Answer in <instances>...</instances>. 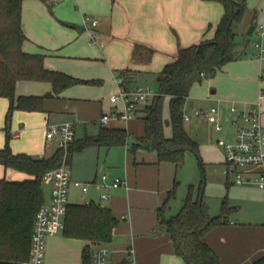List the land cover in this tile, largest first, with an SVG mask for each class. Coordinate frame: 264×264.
<instances>
[{
	"label": "crops",
	"instance_id": "1",
	"mask_svg": "<svg viewBox=\"0 0 264 264\" xmlns=\"http://www.w3.org/2000/svg\"><path fill=\"white\" fill-rule=\"evenodd\" d=\"M223 13V5L214 0H24L22 24L26 39L23 50L27 53L44 54L46 68L77 78L80 76L72 71L73 68L64 67L60 63L63 57H101V60L109 64L111 74L114 77L125 78L128 85L134 86L137 81H148L151 77L158 83L159 73L164 66L176 60L184 47L213 37ZM88 14L94 15L99 20L97 26L89 24L90 31L82 23L84 16ZM252 24L256 26L255 22ZM93 33H95L94 38ZM93 39L95 43L100 42L102 48L95 43L90 44ZM263 66L261 65L260 76ZM122 72L124 75L121 74ZM81 79L89 80L85 77ZM109 79L113 89L115 84L117 89V83ZM20 82H24L23 85L25 82L32 83L34 87H27V90H19L17 87V96H40L52 89L49 82L25 80L19 81L17 86ZM195 85L196 83L192 89ZM76 88L82 87L66 89L57 98L45 99L44 111L25 110L29 113H18V115L13 112L10 144L15 153L47 158L57 150L58 146L55 142L56 149L47 151L45 135L46 126L50 124L51 114L54 113L56 124L65 121L75 124V141L86 136H95L103 127L125 128L128 134L135 135L136 141L144 134V121L141 120L138 123L135 119L141 118V110L136 117L128 121L112 119L104 124L99 118L107 111L100 100L81 95L78 92L82 89ZM216 91L212 89L211 94H215ZM207 98L210 102L217 103L212 106L218 107L221 121L225 118L222 108H229L232 124L234 114L231 112V105L232 102L236 104L237 102L228 97L209 96ZM263 100L264 97L261 99V121L264 125ZM111 102L114 106L109 109V114L118 109L117 104H121L112 100ZM7 107V100L0 97L1 118ZM200 110L203 112L196 114L195 110L193 115H202L208 121L206 112L209 108ZM15 119H19L21 124L19 130L13 132ZM92 121L98 124L89 125ZM79 124L80 127H78ZM167 130L165 128V135L169 137ZM38 132L41 134L38 135ZM234 135L232 126L227 139L232 140ZM3 144L0 138V148L4 147ZM130 144L132 143L128 142L127 145L112 147L90 145L76 151L70 164L69 186L73 185L80 190L83 202L79 204L94 202L106 206L118 219L112 240L105 245L109 249V264H117L123 260H127L128 264H186L175 253L170 235L158 225V210L177 180L175 170L179 165L159 161L154 151L138 150L133 153L129 149ZM223 163L226 167V162ZM104 173L108 175L109 180L120 177L126 181V184L118 188H102L99 183ZM0 178L23 181L31 179L32 176L15 169L5 168L0 164ZM77 182L87 184V191L77 185ZM229 182L230 177L227 176L228 186H230ZM233 183H235L234 180ZM251 183L238 184L244 201L252 204L250 213L248 215L245 213L241 203L228 206L231 210L226 222L212 228L204 236V240L218 254L222 264H253L256 259L264 256V218L261 216L264 212L262 210L264 189L253 188L250 186ZM42 190L45 203H49L52 183L49 181L48 184V181L43 178ZM103 192L109 193L110 197L103 199L101 197ZM62 234L63 232L47 236L46 264H65L57 263L56 260L59 257L55 253L58 251L54 252L52 249L61 242ZM81 241L84 243L83 248L73 245L68 249L72 261L77 260L76 264H85L86 242Z\"/></svg>",
	"mask_w": 264,
	"mask_h": 264
},
{
	"label": "trees",
	"instance_id": "2",
	"mask_svg": "<svg viewBox=\"0 0 264 264\" xmlns=\"http://www.w3.org/2000/svg\"><path fill=\"white\" fill-rule=\"evenodd\" d=\"M224 7V13L213 37L184 47L180 56L167 63L158 76V95L144 106L141 119L144 134L130 144L133 153L138 150L154 151L159 161L180 165L187 151L200 158L199 143L186 129L184 106L193 85L204 78H211L228 62L236 57L237 33L234 22L241 21L248 7L247 0H214ZM24 0H0V97L9 99L6 115V143L0 148V164L32 176L23 181L0 178V264H21L29 260L31 233L35 216L45 204L42 190L44 175L58 168L64 161L70 165L76 151L90 145L108 147L128 144V132L122 127H103L95 136H86L73 141L65 152L57 150L50 157H33L26 153H15L11 147L10 133L13 112L16 109L44 111L47 98H57L67 88L79 83H98L45 66V55L27 53L23 50L26 39L22 24ZM124 75V72L121 73ZM125 79V78H124ZM49 82L51 91L44 95H16L19 81ZM126 81V80H125ZM165 100L169 101L170 118L164 119ZM172 129L171 136L165 135V124ZM178 181L169 191L164 204L158 210V225L170 235L175 253L186 264H222L218 254L204 240L212 228L226 222L231 208L223 201L222 211L212 215L204 200L205 182L200 195L189 194L181 210L166 217L165 211L175 197ZM118 219L110 208L98 203H72L68 206L63 234L86 242L85 264L90 262V251L94 245H106L112 240ZM117 264H128L123 260ZM253 264H264V256Z\"/></svg>",
	"mask_w": 264,
	"mask_h": 264
},
{
	"label": "rangeland",
	"instance_id": "3",
	"mask_svg": "<svg viewBox=\"0 0 264 264\" xmlns=\"http://www.w3.org/2000/svg\"><path fill=\"white\" fill-rule=\"evenodd\" d=\"M248 7L245 11L244 17L241 21L234 22L233 29L237 33V47L236 57L234 60L228 62L222 69H220L214 77L204 78L201 82H197L195 87L191 90L189 97L186 99L184 112L191 115L190 120L185 122L186 129L190 136L199 143L200 158L192 151H187L184 156L183 162L175 170V175L178 180L175 197L170 201V205L167 209L166 216L178 213L185 203V200L192 194L193 198H198L200 195V187L202 182H205L204 188V200L209 208V211L213 215L220 214L222 211L223 201L226 200L228 206H235L241 203L243 210L248 215L251 210L252 204L244 201L243 193L239 190L238 184L233 183V176L230 175V182L227 185L226 167L224 166L225 156L221 146L218 144L219 138H229L230 131L232 130L231 114L229 108L223 107L224 117L222 123L224 124V130L218 133L214 130V126L210 124L202 115H193L195 110L208 109L212 105H217L216 102H210L207 97L212 96L215 98H226L237 102V106L240 108L246 107L249 102H254L259 98V90L264 87V74L260 76L261 65L260 61L253 58L255 48L253 42L257 39V28L260 25H264V0H247ZM89 16L97 19L92 14ZM98 20V19H97ZM255 22L256 29L249 33L252 23ZM83 23V22H82ZM99 23V20H98ZM89 44V42H88ZM96 46L102 48L101 43L96 42ZM75 57L66 58L60 60V63L64 67H71L80 78H89V80H98V83H79L75 84L67 89L73 87H82L76 89H82L81 95L91 96L92 98H98L103 104L107 113L110 108H113L114 103L111 102L110 97L116 89H113V85L110 82L116 83L115 80L118 76L114 77L111 74L109 64L101 60V57ZM105 58V57H104ZM264 72V70H262ZM110 75V76H109ZM153 76V75H152ZM99 80V81H100ZM20 82L17 86L19 90H27V87H34L31 84H25ZM30 83V82H29ZM39 83V82H34ZM136 84L148 85L155 91L159 90V85L156 79H149L148 81L139 80ZM34 85V84H33ZM36 85V84H35ZM37 86H35L36 88ZM40 87V86H39ZM217 90L215 94H211V90ZM97 96V97H96ZM8 102V107L4 110L2 118L0 117V138L6 143V131L4 118L9 109V99L3 97ZM264 101V100H263ZM117 108L120 109L121 104H117ZM7 111V112H6ZM28 111L22 109L14 110V113H27ZM29 113V112H28ZM43 114V113H41ZM7 115V114H6ZM14 115V114H13ZM43 116H45L43 114ZM163 116L166 121L170 118L169 101L165 100ZM50 124H56L54 120L55 113L51 114ZM101 117L99 118V120ZM136 121L141 122V118H135ZM13 121V119H12ZM17 123V125H15ZM21 121L15 119L13 132L19 130ZM97 125V122H89V125ZM82 125V124H81ZM80 127V124L78 125ZM170 125L165 124L168 134L171 136ZM170 129V130H169ZM47 132V128L45 130ZM41 133L38 132V135ZM37 135V133H36ZM46 135V133H45ZM78 135V133H77ZM133 133L128 134V142H135L136 137ZM46 142V140H45ZM47 145V151L51 152L56 149L55 141H49ZM1 146V147H2ZM208 158V159H207ZM213 158V159H212ZM211 159V160H210ZM71 171V166L69 165ZM48 181V180H46ZM49 184V181H48ZM253 188H258L256 184L251 183ZM254 194V193H253ZM69 201L70 203L83 202L80 190L73 185L69 186ZM264 211V206L262 207ZM237 214L238 212H234ZM235 214H232L235 216ZM264 218V212L261 214ZM163 230H165L163 228ZM61 242L58 246L52 247L53 251L57 254V263L76 264V261H72L71 253L69 252V246H77L83 248L84 243L80 239L68 238L65 235H61ZM80 250V249H79ZM62 255V256H61ZM111 262V258H109ZM184 262V260H182ZM185 263V262H184Z\"/></svg>",
	"mask_w": 264,
	"mask_h": 264
},
{
	"label": "built area",
	"instance_id": "4",
	"mask_svg": "<svg viewBox=\"0 0 264 264\" xmlns=\"http://www.w3.org/2000/svg\"><path fill=\"white\" fill-rule=\"evenodd\" d=\"M84 27L89 30V24L97 26L98 20L85 15L83 19ZM256 29V26H255ZM95 33H93V38ZM94 39L90 44H94ZM255 52L253 58L264 63V25L257 28V39L253 42ZM264 70V66L262 67ZM264 72L262 71L261 77ZM117 91L112 94L113 102H120L122 109H116L112 113L101 116L100 121L107 123L112 119L128 121L138 115L141 107L150 104L159 94L148 85L136 84L128 85L123 77L116 78ZM259 100L247 103L246 107L239 108L232 102L231 112L234 114L232 126L234 128V138L232 140L219 138L218 144L221 146L226 162V174L232 175L237 184L252 182L259 188L264 189V125L261 121V99L264 97V87L260 90ZM196 110V114L202 113ZM219 109L211 106L206 112L208 121L215 126V130L220 132L224 129V124L219 118ZM190 115L184 113V120H189ZM46 140L55 141L58 148L68 151L71 143L75 140V124L65 121L59 124H48L46 126ZM69 165L65 158L63 163L56 169L48 171L44 179L52 183V195L49 203H45L38 210L31 233V251L29 260L24 264H46V241L49 234L61 233L65 228V217L69 206ZM84 191L88 185L77 182ZM126 184L120 177L109 180L107 174L102 175L99 186L102 188H118ZM103 199H108L110 194L103 192ZM233 223V221H231ZM109 249L105 245H94L90 251L89 264H109Z\"/></svg>",
	"mask_w": 264,
	"mask_h": 264
},
{
	"label": "water",
	"instance_id": "5",
	"mask_svg": "<svg viewBox=\"0 0 264 264\" xmlns=\"http://www.w3.org/2000/svg\"><path fill=\"white\" fill-rule=\"evenodd\" d=\"M254 29H255V25H252L250 30H249V33H251Z\"/></svg>",
	"mask_w": 264,
	"mask_h": 264
}]
</instances>
